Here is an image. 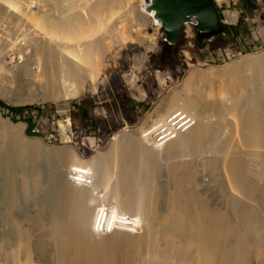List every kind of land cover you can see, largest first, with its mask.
Here are the masks:
<instances>
[{
    "label": "bare ground",
    "instance_id": "bare-ground-1",
    "mask_svg": "<svg viewBox=\"0 0 264 264\" xmlns=\"http://www.w3.org/2000/svg\"><path fill=\"white\" fill-rule=\"evenodd\" d=\"M73 1L62 0L61 3L72 7ZM85 2L92 12L89 21L81 14L60 22L53 21L51 16L39 21V25L49 27L48 31L51 30L56 37L72 41L70 46L58 44L49 54L51 62L58 66L57 74L62 80L60 82L58 78L57 84L53 83L48 96L59 105L94 93L90 82L93 80L95 57L102 48L101 41L95 38L84 44L78 42H81V36L91 32V28L95 30L101 15L112 13L119 0ZM146 5H138V13L145 11L153 18L145 10ZM135 9L133 7L132 11L135 12ZM225 15L231 22L237 19V14L231 11H226ZM143 16L147 17L145 14ZM153 20L155 25L161 27ZM150 23L145 19L141 25L148 26ZM145 42L148 51L141 58H136L137 69L142 68L148 53L160 50L156 39H145ZM246 64L254 75L251 76L252 91L242 94L237 103L225 110L231 113L229 117L234 123L226 114H219L217 122L207 123L205 117L210 115L198 111L205 110L204 105L192 101L193 97L183 101L173 95L165 111L157 118L167 119L183 108L191 116L190 121H195L186 132L160 143L144 139L140 134L123 132L107 150L83 161H80L81 157L78 160L73 150L59 148L54 152L58 161H73V166H78L73 167L77 172L72 176H65L64 172L62 177L59 176L60 181L65 183L62 193L49 189L42 177L41 172L46 171L42 165L45 151L32 155L28 145L22 142L10 148L4 157H0L1 171L6 175L5 180L0 182V203L5 206L0 210V216L4 225H9L5 232L9 238L0 241L3 250L1 259L7 264H48L57 260L59 264H80L86 253V264H135L139 259H143L142 264H172V257L176 254L182 260L180 264H193L195 261L196 264H245L243 248L246 241L240 236L243 229L248 230V236L259 247V257L264 259V184L255 182L256 179L264 180V57L249 60ZM242 66L228 69L237 76V82L242 78ZM196 72L191 73V78ZM189 84L184 85L189 87ZM79 88L81 90L77 91ZM189 105L195 106L197 111H190ZM173 107L179 109L169 113ZM230 125L233 131L239 130L241 133H233L231 138L223 141L221 136L225 127ZM178 156H189L188 161L191 162L185 160L168 166L175 178L177 191L168 198V209L164 213L158 206L161 204L156 182L159 158L163 157L166 161ZM29 159H33L35 164L28 165L31 163ZM255 160L261 161L256 171L252 168ZM116 163L123 178L120 189L122 193L127 190L130 193H120V198L116 196L119 202L116 201L117 205L113 208L107 210L104 204L98 203L92 212L91 205L99 198L97 190L105 184L108 172ZM72 164L69 165L72 167ZM200 165L205 174L209 166L215 171L225 166L228 179L215 177L211 181L214 188L208 190L207 183L195 185L194 180L188 183L182 178L184 172H190ZM19 168L23 169L22 175L17 171ZM79 173H83V176L91 174L92 182L86 184V178L79 176ZM232 191L237 192V202L229 198ZM20 193L24 195L22 203L18 201ZM28 196L31 197L33 209L29 212L24 211V205L29 202ZM55 196L59 198V203L54 209L56 201L52 198ZM16 212L32 217V221L27 225L19 224L14 220ZM46 213L50 218H45ZM57 215H60V219L55 218ZM141 223L140 230L143 229V232L132 233V230L141 227ZM97 230L102 233L115 232L98 238ZM121 246H126V250L120 252ZM210 247H214V250L211 251ZM36 258L43 263L37 262ZM260 264H264V260Z\"/></svg>",
    "mask_w": 264,
    "mask_h": 264
},
{
    "label": "rangeland",
    "instance_id": "rangeland-1",
    "mask_svg": "<svg viewBox=\"0 0 264 264\" xmlns=\"http://www.w3.org/2000/svg\"><path fill=\"white\" fill-rule=\"evenodd\" d=\"M61 1L0 0V101L2 102H0V157H4L10 148H15L21 142L28 145V151L32 155L45 151L43 156L47 162L43 159L42 165L46 171L41 173L49 189L62 193L65 183L61 182L60 178L64 174L70 177L72 173L77 172L75 170L78 166H73V161H58L55 157L54 152L61 148L65 150L64 147H67L66 149L76 152L74 154L77 155L78 160L81 159L80 161L98 155L116 142L120 134H124L125 130L119 132L114 140H110V137L122 127L137 125L144 120L147 123L158 119L157 117L165 111L173 95L179 96L183 101L194 98L192 101L196 100L205 106V110L198 109L199 113L205 112L210 115L204 118L205 121L217 122L219 114H226L229 117L231 113L225 110L237 103L242 98V94L252 91L253 77L251 76L254 75L245 65L249 60L264 57V0H229V2L218 0L221 5L216 0L220 18L224 23H229L232 28L237 29L233 33L239 34L234 36L231 33L222 42L211 37L203 46H197L195 44L197 31L194 25H190L191 27H186L183 31L181 40L177 44L175 57H168L166 54L169 44L164 41L165 35L161 27L155 25L153 18L145 11H141L142 14L138 13L137 6H145L148 0H119L115 4L116 7L112 9V13L101 15L99 25L94 27L95 30L92 31L91 28V32L81 36L79 39L81 42H78L84 44L95 38L101 41L102 48L95 57L93 80L90 82L95 89L94 93L83 98H73L66 104L59 105L48 96L53 89V83L57 84L58 78L60 82L62 80L57 74L58 66L51 62L49 54L58 47V44L70 46L72 41L68 38L56 37L51 30L48 31L49 27L39 25V21L51 16L53 21L60 22L76 18L80 14L89 21L91 20L89 15L92 13L84 4L86 0H74L72 7L66 6V3ZM243 1H253L256 8H245ZM133 7L137 8L135 12L132 11ZM226 11L237 14L235 22H230L225 15ZM144 14L147 17L144 18ZM145 19L151 21L150 25H141ZM145 39H156L160 50L148 53L142 68L137 69L136 58H141L148 51ZM236 66L244 67L241 72L242 78L238 82L237 76L228 70ZM196 70L199 71L196 72ZM192 72L197 73H194V79L191 78ZM189 82L191 85L186 87L184 84ZM80 90L81 88L77 89V91ZM75 103L78 104L76 107ZM10 106L22 107L23 111L15 114L9 108ZM189 106L190 111H197L195 106ZM37 107L43 109L39 110ZM175 109L179 108L173 107L169 113ZM27 119H31L34 123L31 134L27 131ZM229 120L234 123L232 117H229ZM228 127H225L221 136L223 141L231 138L233 133H241L239 130L233 131L232 125ZM125 133L130 132L125 131ZM131 134L139 135L137 132ZM189 158V156H178L168 158L166 161L163 157L159 158L160 169H157L156 182L161 204L158 206L164 213L168 209V198L177 191L175 178L168 166L188 161ZM29 160L31 163L29 162L28 165L35 164L32 162L33 159ZM51 160L52 163H50ZM53 160L57 163L56 165ZM260 162L257 160L253 162L252 168L255 171L260 166ZM63 164L67 165L65 168L70 172L66 171ZM55 166H58L60 170ZM73 167L76 168L73 169ZM17 171L20 175L23 174L22 168ZM205 172L200 165L190 172H184L182 178L188 183L194 180L195 185L207 183L208 190L214 188L211 181L215 177L228 179L225 166L216 171L209 166L208 173L205 174ZM5 178L6 175L2 173L0 167V182ZM122 180L120 168L116 163L108 172L104 180L105 184L97 190L99 198L91 205L92 212L98 203L104 204L109 210L117 205L116 201L119 202L120 193L123 195L130 193L128 190L122 193L120 189ZM255 182L264 184V180L260 179H256ZM231 193L229 198H234L237 202L235 198L237 192ZM116 196L119 198L117 199ZM28 197L29 202L24 205V211L27 212L33 210L30 204L31 197ZM18 198V201L22 203L24 195L20 193ZM52 199L56 201L55 209L59 198L55 196ZM255 203L260 205L258 201ZM4 207L0 203V210ZM45 218H50L49 214L46 213ZM55 218L60 219V215ZM14 220L21 225H27L32 221V217L16 212ZM0 226V241H2L9 238L6 237L9 225H4L1 216ZM140 226L131 232L138 234L141 231L142 233L143 229L140 230L142 223ZM114 232L102 233L97 230L96 234L100 238L113 235ZM248 235L246 229L240 233L242 239L246 241L243 248L244 262L260 264L264 259L259 257V247ZM124 247L126 246L120 247V252L126 250ZM210 249L213 251L214 247ZM2 251L0 246V264H7L1 259ZM86 257L84 253L80 264H86ZM173 257L172 264L181 263L180 256L174 254ZM139 260L135 264H142L143 259ZM36 261L43 263L38 258ZM194 263L196 264V261ZM48 264L59 263L57 260Z\"/></svg>",
    "mask_w": 264,
    "mask_h": 264
},
{
    "label": "water",
    "instance_id": "water-1",
    "mask_svg": "<svg viewBox=\"0 0 264 264\" xmlns=\"http://www.w3.org/2000/svg\"><path fill=\"white\" fill-rule=\"evenodd\" d=\"M145 10L161 24L165 42L171 46L180 42L188 24H193L197 32L210 33L217 30L221 22L215 0H148Z\"/></svg>",
    "mask_w": 264,
    "mask_h": 264
},
{
    "label": "built area",
    "instance_id": "built-area-1",
    "mask_svg": "<svg viewBox=\"0 0 264 264\" xmlns=\"http://www.w3.org/2000/svg\"><path fill=\"white\" fill-rule=\"evenodd\" d=\"M218 3H219V1H218ZM225 24H227V23H225ZM190 25H193V24H188L186 27H191ZM190 119H191V116L188 114V112H185V111L180 109V110L176 111V113L174 115L170 116L167 119H163V120L155 119L152 121H148L147 123L144 120L137 125H130V126L126 125V126L122 127V129H120L117 133H114L113 136L110 137V140H114V138L117 136V134H119V132H122L125 130L127 132H137V133L140 132L139 134L142 138L147 139V140L150 139V141L153 143L154 142L160 143L163 140L166 141L169 139H173L178 134L186 132L187 129L193 123H195L194 120L190 121ZM180 120H182V121L179 122ZM142 125H143L142 129H140V127ZM145 128H146V130L143 131V129H145ZM151 132H153V133H151ZM82 174H80L79 176L86 178L84 181L87 182L86 184H90L92 182V178L90 177L91 174H88V175L85 174V176H83ZM71 176H72V174H71Z\"/></svg>",
    "mask_w": 264,
    "mask_h": 264
},
{
    "label": "trees",
    "instance_id": "trees-1",
    "mask_svg": "<svg viewBox=\"0 0 264 264\" xmlns=\"http://www.w3.org/2000/svg\"><path fill=\"white\" fill-rule=\"evenodd\" d=\"M243 3H244L245 8H247V9L248 8H252V9L256 8L253 5L254 4L253 1H243ZM234 31H237V29L235 30L234 28H232V26L226 25V24L220 22V25H219L218 29L215 30V31H213V32H210V33H200V32H196L195 44L197 46H203V44L205 42H207V40L209 38H211V37H215V40L216 41L222 42L226 38V36L229 35V34H231V33L234 36H237L239 34L238 32L233 33ZM177 48H178V45H173V46L169 45V48L166 51L167 56L168 57H175L176 56V53H177ZM9 108L15 114L20 113V112L23 111V108L22 107H12V106H10ZM14 119H15V117H14ZM26 122L28 124V127H27L28 133H30V134L33 133V129H34V123H33V121L31 119H27Z\"/></svg>",
    "mask_w": 264,
    "mask_h": 264
},
{
    "label": "clouds",
    "instance_id": "clouds-1",
    "mask_svg": "<svg viewBox=\"0 0 264 264\" xmlns=\"http://www.w3.org/2000/svg\"><path fill=\"white\" fill-rule=\"evenodd\" d=\"M216 1V0H215ZM217 3V2H216ZM221 19V18H220ZM221 22L222 23H224L223 21H222V19H221ZM225 24V23H224ZM226 25H229V24H226ZM187 26V25H186ZM186 26H185V28H186ZM185 28H184V30H185ZM162 29V28H161ZM165 35V34H164ZM164 41H165V38H164Z\"/></svg>",
    "mask_w": 264,
    "mask_h": 264
}]
</instances>
